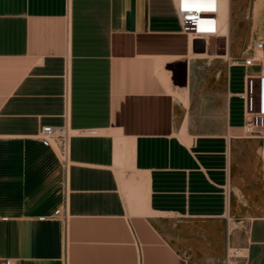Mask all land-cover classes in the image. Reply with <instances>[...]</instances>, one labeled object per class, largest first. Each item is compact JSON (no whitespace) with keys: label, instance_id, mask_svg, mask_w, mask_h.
Returning <instances> with one entry per match:
<instances>
[{"label":"crops","instance_id":"1","mask_svg":"<svg viewBox=\"0 0 264 264\" xmlns=\"http://www.w3.org/2000/svg\"><path fill=\"white\" fill-rule=\"evenodd\" d=\"M222 10L220 33L198 39L174 0H0V257L223 264L235 249L264 264V141L238 134L264 0L244 43L235 0L229 35ZM65 123L66 167L37 136Z\"/></svg>","mask_w":264,"mask_h":264},{"label":"built area","instance_id":"2","mask_svg":"<svg viewBox=\"0 0 264 264\" xmlns=\"http://www.w3.org/2000/svg\"><path fill=\"white\" fill-rule=\"evenodd\" d=\"M174 5L182 29L193 38L206 39L220 33L221 0H174ZM256 63L260 65V73L246 75L245 90L239 94L244 100L242 128L245 135L264 141V56L259 59L250 56L243 61L245 66ZM74 131L67 123L60 126L45 124L40 127L37 136L43 144L57 149L61 162L66 167L70 162V140L75 134ZM77 133L97 135L99 130L83 128L77 130ZM60 213L61 208H57L53 215ZM46 217L40 216V219ZM3 218L6 219V217ZM240 252V250H230L228 256L236 260ZM0 264H17V261L11 257H0Z\"/></svg>","mask_w":264,"mask_h":264},{"label":"rangeland","instance_id":"3","mask_svg":"<svg viewBox=\"0 0 264 264\" xmlns=\"http://www.w3.org/2000/svg\"><path fill=\"white\" fill-rule=\"evenodd\" d=\"M259 1L260 0H235V3L237 5V12L239 14L238 35H239L240 41L243 42V43H244V41L246 39V34L250 33V31H251V27H252L251 22L253 21L252 20V17H253L252 12H253L254 7L259 3ZM224 3H225V9L222 10V16H223V18L225 20V29H224V31L227 34H230L229 30H227L230 27V18H231V14H230V11H229V0H224ZM255 17H257V16H255ZM227 24H228V26H227ZM256 47H258V44H256ZM238 134L239 135H245V133L243 131L238 132ZM53 149L57 153V149L55 147H53ZM258 168H259L258 172L260 173V176H259V179L256 181L255 184H256L257 187H259V189H263V192H264V159L259 160ZM245 185H246L245 183H242L241 184V189L242 190H237L239 192L240 196L241 197L243 196V197H242V202L239 203L235 207V210H234V214L236 216L241 217L237 221V223L242 224V225H245L246 222L249 219H251V217L254 216V211L252 210V207L249 206L246 203V201H245V197H246V190H245L246 186ZM259 210L264 212V207H263V209L260 208ZM255 213H257V211ZM231 250H234V249H231ZM228 254L229 253H227L225 258L223 259V264H231V262H234V264H236L238 262V259L233 260L231 257L228 256Z\"/></svg>","mask_w":264,"mask_h":264},{"label":"bare ground","instance_id":"4","mask_svg":"<svg viewBox=\"0 0 264 264\" xmlns=\"http://www.w3.org/2000/svg\"><path fill=\"white\" fill-rule=\"evenodd\" d=\"M263 8V7H262ZM225 9V3H224V0H223V10ZM227 9V8H226ZM226 11V10H225ZM224 11V12H225ZM229 11H230V14H231V0H229ZM228 12V11H227ZM254 13V12H253ZM228 16V15H227ZM260 22V21H259ZM262 24V23H261ZM227 26H228V24H227ZM227 30H229V32H231V29H230V27H229V29H227ZM229 35V34H228ZM251 36V35H250ZM160 73V72H159ZM237 201V200H236Z\"/></svg>","mask_w":264,"mask_h":264}]
</instances>
